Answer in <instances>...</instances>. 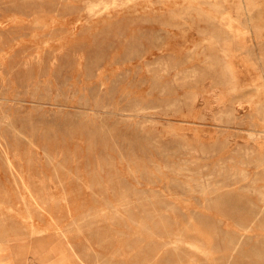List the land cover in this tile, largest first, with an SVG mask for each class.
<instances>
[{
  "label": "rangeland",
  "instance_id": "1",
  "mask_svg": "<svg viewBox=\"0 0 264 264\" xmlns=\"http://www.w3.org/2000/svg\"><path fill=\"white\" fill-rule=\"evenodd\" d=\"M0 264H264V0H0Z\"/></svg>",
  "mask_w": 264,
  "mask_h": 264
},
{
  "label": "bare ground",
  "instance_id": "2",
  "mask_svg": "<svg viewBox=\"0 0 264 264\" xmlns=\"http://www.w3.org/2000/svg\"><path fill=\"white\" fill-rule=\"evenodd\" d=\"M223 1V0H222ZM226 1V0H225ZM182 5H183V3H182ZM226 13V12H225ZM210 14V13H209ZM226 18V17H225ZM248 21V20H247ZM243 38V37H242ZM211 62V61H210ZM260 66V65H259ZM221 76V75H220ZM219 77V76H218ZM196 81V80H195ZM23 185V184H22ZM161 241V240H160Z\"/></svg>",
  "mask_w": 264,
  "mask_h": 264
}]
</instances>
